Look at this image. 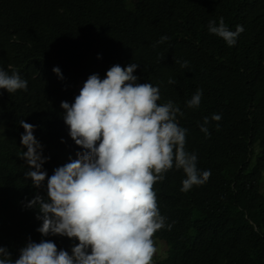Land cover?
<instances>
[{
  "label": "trees",
  "instance_id": "obj_1",
  "mask_svg": "<svg viewBox=\"0 0 264 264\" xmlns=\"http://www.w3.org/2000/svg\"><path fill=\"white\" fill-rule=\"evenodd\" d=\"M213 15L233 31L243 26L234 46L211 36L221 42L212 51L173 52L193 44L182 21L205 25ZM162 36L169 39L158 43ZM130 63L138 64L137 83L159 87L158 103L171 100L184 113L177 122L187 129L185 151L211 173L182 192L185 173L173 167L154 185L165 227L153 239L168 255L153 264H264V0H0V69L27 81V90L0 100V245L13 260L29 238L71 252L77 241L41 236L37 210L25 206L46 191L24 178L19 121L43 119L35 137L60 141L42 166L50 176L80 150L66 124L54 128L63 121L60 102L75 97L68 85ZM198 89L199 107L188 108ZM205 117L209 136L200 130Z\"/></svg>",
  "mask_w": 264,
  "mask_h": 264
},
{
  "label": "clouds",
  "instance_id": "obj_2",
  "mask_svg": "<svg viewBox=\"0 0 264 264\" xmlns=\"http://www.w3.org/2000/svg\"><path fill=\"white\" fill-rule=\"evenodd\" d=\"M215 15L206 23L208 30L203 29L206 24L201 20L192 24L182 21L181 35L193 44L173 52L197 49L207 53L215 42L223 41L234 46L243 26L237 25L233 31L223 17L218 23L211 20ZM168 39L162 36L158 43ZM166 56L169 58V53ZM181 66L186 67L187 61ZM137 67V63L116 64L103 79L93 73L68 85L75 97L72 103L60 102L64 123L56 121L54 128L65 129L66 124L68 135L80 150L75 159L70 157L50 176L42 166L60 141L54 138L49 145L44 138L35 137V127L43 126V119L38 125L20 118L19 147L23 151L18 158L28 165L24 178L30 179L35 189L46 191V197L37 192L25 205L37 210L36 219L41 224L36 231L44 237L65 236L77 243L69 252L58 249L52 240L37 243L29 238L14 260L0 245V264H153L157 251L153 236L165 227L154 185L173 167L185 173L182 192L203 185L211 173L200 172L197 156L185 151L187 129L177 122V115L184 113L171 100L158 103V86L142 78L137 83ZM53 72L60 75L58 67ZM20 90H27V81L16 72L9 75L0 69V100ZM201 97L198 89L186 106L198 108ZM220 119L219 114L211 117L213 121ZM208 124L205 117L200 126L205 136L210 135Z\"/></svg>",
  "mask_w": 264,
  "mask_h": 264
},
{
  "label": "rangeland",
  "instance_id": "obj_3",
  "mask_svg": "<svg viewBox=\"0 0 264 264\" xmlns=\"http://www.w3.org/2000/svg\"><path fill=\"white\" fill-rule=\"evenodd\" d=\"M263 193H264V190H263ZM155 241H157V240H155ZM155 241H154V245H155L157 251H156V253L153 256V263H155L157 260H163V259H165L167 257V255H168V246L164 242H162V241H157L158 243H161V244H163V245L166 246L167 251H166V253L164 255L165 247L162 248Z\"/></svg>",
  "mask_w": 264,
  "mask_h": 264
}]
</instances>
